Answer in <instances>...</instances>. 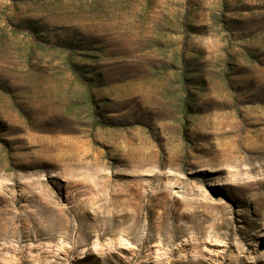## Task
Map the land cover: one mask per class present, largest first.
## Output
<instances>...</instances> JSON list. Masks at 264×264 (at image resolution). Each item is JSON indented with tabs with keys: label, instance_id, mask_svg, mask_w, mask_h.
I'll use <instances>...</instances> for the list:
<instances>
[{
	"label": "rangeland",
	"instance_id": "obj_1",
	"mask_svg": "<svg viewBox=\"0 0 264 264\" xmlns=\"http://www.w3.org/2000/svg\"><path fill=\"white\" fill-rule=\"evenodd\" d=\"M0 264H264V0H0Z\"/></svg>",
	"mask_w": 264,
	"mask_h": 264
},
{
	"label": "bare ground",
	"instance_id": "obj_2",
	"mask_svg": "<svg viewBox=\"0 0 264 264\" xmlns=\"http://www.w3.org/2000/svg\"><path fill=\"white\" fill-rule=\"evenodd\" d=\"M136 108H134L131 112H130V116L132 117V116H134L135 114H136ZM125 233V232H124ZM97 246H98V248H97V250H103L104 249V246H103V244H102V242H100V243H98L97 244ZM161 262V261H160Z\"/></svg>",
	"mask_w": 264,
	"mask_h": 264
}]
</instances>
